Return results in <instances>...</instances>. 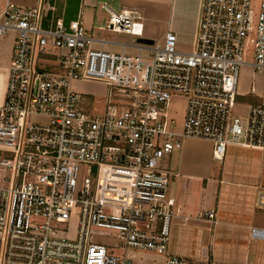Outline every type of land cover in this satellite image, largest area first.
<instances>
[{
	"label": "built area",
	"instance_id": "1",
	"mask_svg": "<svg viewBox=\"0 0 264 264\" xmlns=\"http://www.w3.org/2000/svg\"><path fill=\"white\" fill-rule=\"evenodd\" d=\"M44 3L0 0V34L17 33L0 102V264H134L137 250L167 254L175 197L163 159L188 138L211 141L219 160L229 145L264 150V79L260 93L251 88L261 103L234 114L242 68L264 75V0H199L190 51L169 30L138 54L94 48L80 18L48 23ZM106 26L143 29L130 11L113 12ZM80 81L107 84L102 116L86 108ZM175 95L186 98L182 123L181 111L170 112ZM82 164L95 168L78 187ZM202 215L214 219L215 210ZM252 232L264 237V228ZM166 264L188 261L169 255Z\"/></svg>",
	"mask_w": 264,
	"mask_h": 264
},
{
	"label": "crops",
	"instance_id": "2",
	"mask_svg": "<svg viewBox=\"0 0 264 264\" xmlns=\"http://www.w3.org/2000/svg\"><path fill=\"white\" fill-rule=\"evenodd\" d=\"M46 3L50 8L49 14L46 12L48 23L56 22L58 19L69 23L80 18L83 26L94 39L93 47L113 53H126L132 48L138 54L141 52L139 47L141 42L138 39L142 38L151 43L149 42L151 29L145 30L144 27V22L148 20L165 18L168 22L166 33L172 30L177 33L180 41L187 39L191 43L195 32L199 0H45L44 4ZM37 4L39 0H35L32 5L28 6ZM123 11H130L136 20L142 22L141 36L116 32L107 28L110 15L113 12ZM107 30L134 35L137 39L133 44L126 43L120 41L118 37L110 38L106 33ZM248 68L251 67H244V75L246 73L250 75ZM78 84L85 93L87 108L89 100L94 96H99L89 91L88 87L103 83L80 81ZM241 100L250 103L249 108L252 104L261 103L257 94L243 87L240 88L238 96V101ZM184 116L185 109L183 108L180 116L181 123ZM213 148L214 145L209 140L184 139L183 146L167 155L162 161V166L170 176L168 194L175 197L170 237V241L172 240L171 253L182 252L175 249V240L181 242L184 239L188 240L189 233L194 235L204 228L201 222H208L216 227L231 225L241 230L239 232L242 234L239 237L245 243L243 256L246 261L249 264L250 261L253 264H264V237H255L252 232L253 228H264V225L259 222L264 219V207L259 205L260 196L264 194V152L250 149L243 154L240 153L242 158L236 161L234 156L239 153L236 154L237 151L233 147L230 150L232 158L227 161L226 157L223 160L215 158ZM258 153H262L263 156L253 155L254 158H249L251 154ZM209 209L215 210L214 219H208L202 215ZM169 254L156 256L152 253L151 256L155 258L153 264H166ZM138 260L135 258L134 264H139ZM144 260L146 257L140 258L141 262ZM247 262L245 264H248Z\"/></svg>",
	"mask_w": 264,
	"mask_h": 264
},
{
	"label": "rangeland",
	"instance_id": "3",
	"mask_svg": "<svg viewBox=\"0 0 264 264\" xmlns=\"http://www.w3.org/2000/svg\"><path fill=\"white\" fill-rule=\"evenodd\" d=\"M16 4L20 6H28L32 5L35 0H12ZM260 0H253V6L257 7L259 5ZM45 11L49 14L50 8L49 5L45 4ZM145 30L147 28L151 29V37H149V42L157 43L158 41H163L165 37V33L168 29V22L165 21V18H158L154 20H148L147 22H144ZM107 35L110 38L118 37L120 41H124L126 43L133 44L135 43L137 36L124 34V33H116L111 32L109 30L106 31ZM17 39V33L14 30H8L2 34H0V101L2 100L3 94H4V88L6 83V77L9 72V68L11 67L12 60H13V54L15 50V43ZM95 48V47H94ZM178 49L183 51H190L192 49L191 43L186 39L184 41L178 42ZM112 52V51H110ZM116 52V51H115ZM127 54H136L134 50L128 49L126 51ZM244 68H242L240 73V81H239V91L240 88H246L247 90L251 91V88H256L257 92H261V86L263 83L264 75L262 71L255 70L253 68H248L250 75L247 73L244 75ZM103 84L96 85V86H89L88 90L92 91L96 94H99V96H94L91 100H89V104L87 105V108L90 110V114L94 117H100L104 113L105 104H106V98L105 95L108 91V86L106 83L102 82ZM250 87V88H249ZM115 92H118V90H115ZM249 104L246 101H238L237 105L235 106L234 114L235 116L240 117H247V114L250 110ZM186 105V98L180 97L178 95H175L171 101L170 106V112L172 115H179V112H182V109ZM231 147V148H230ZM235 151L236 156H234V160L239 161L241 160L240 153L243 154V152H247L250 149L254 148H248L243 146L237 145H229L227 149V155L225 156L226 160H230L231 153L230 150L233 148ZM255 150V149H254ZM260 150V149H257ZM239 151V152H238ZM256 151V150H255ZM263 151L264 150H260ZM235 155V154H234ZM253 155L260 156L263 154H251L249 156L250 159L254 158ZM216 160V159H215ZM217 161V160H216ZM254 162V160H252ZM217 165H219V162L217 161ZM94 166H89L88 164H82L79 168V174H78V187H81L85 180L89 177L93 176L94 173ZM46 221V220H44ZM78 218L74 217L72 220H70L66 227L70 230V234L74 235L78 228ZM260 224L264 225V219H261L259 221ZM201 224L204 226V228L201 231H198L196 233H189L190 238L184 239L181 241H176L174 246H176V250L180 252V250L183 252H173L171 253V246H172V240L169 244V255H178L182 256L187 259L188 264H245L247 261L245 257L243 256V251L246 247H244L245 243L242 241V239L239 237L240 234H242L241 230L236 229L233 226L229 225H223V226H214L211 223L208 222H201ZM107 232V231H106ZM192 235V237H191ZM95 240L101 241L104 244H116L118 241L113 235H101L98 234L95 236ZM179 249V250H178ZM253 252V249H252ZM119 254H123V250H118ZM152 253H154L156 256L162 254H157L156 252H150V251H140L137 250L133 252L134 259H139V264H153L155 258L152 257ZM253 256V253L251 254V257ZM141 257H146V260L140 261ZM141 262V263H140ZM248 263V262H247ZM249 264V263H248ZM250 264H253L250 261Z\"/></svg>",
	"mask_w": 264,
	"mask_h": 264
},
{
	"label": "water",
	"instance_id": "4",
	"mask_svg": "<svg viewBox=\"0 0 264 264\" xmlns=\"http://www.w3.org/2000/svg\"><path fill=\"white\" fill-rule=\"evenodd\" d=\"M138 41H139V42H141V43H148V41H147V40H145V39H142V38L138 39Z\"/></svg>",
	"mask_w": 264,
	"mask_h": 264
},
{
	"label": "bare ground",
	"instance_id": "5",
	"mask_svg": "<svg viewBox=\"0 0 264 264\" xmlns=\"http://www.w3.org/2000/svg\"><path fill=\"white\" fill-rule=\"evenodd\" d=\"M137 30H139V28H137Z\"/></svg>",
	"mask_w": 264,
	"mask_h": 264
}]
</instances>
